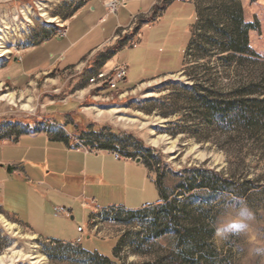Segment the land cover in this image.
Listing matches in <instances>:
<instances>
[{"label": "rangeland", "instance_id": "obj_1", "mask_svg": "<svg viewBox=\"0 0 264 264\" xmlns=\"http://www.w3.org/2000/svg\"><path fill=\"white\" fill-rule=\"evenodd\" d=\"M87 2L0 0V264H264V0H157L105 51L129 69L117 91L89 83L99 56L12 85Z\"/></svg>", "mask_w": 264, "mask_h": 264}, {"label": "crops", "instance_id": "obj_2", "mask_svg": "<svg viewBox=\"0 0 264 264\" xmlns=\"http://www.w3.org/2000/svg\"><path fill=\"white\" fill-rule=\"evenodd\" d=\"M106 1L107 0H89V2L82 6L77 14L64 23L63 27H60L51 35L44 38L41 43L29 48L20 57V59L16 61L17 74L7 77L8 80H11L12 85H17L21 81L30 82L33 77H40L54 71H69L75 67L82 66L88 62L92 56L100 57L99 61H101L102 65L100 64L101 67L99 69H110L119 64L114 59L119 49H116L111 55H107V52L105 53V51L108 50L107 48L109 46H113L116 43V40L119 37L118 33L122 31V29L135 25L137 20H139V17L142 15L150 14L153 6L157 3V0H117L118 9L115 12H111L107 9L105 5ZM164 12L155 20L154 25L152 26H155L161 21V17ZM180 15L181 13L178 14L177 17L181 18ZM195 15L196 9L194 8V16ZM65 30L66 32H64ZM90 63L91 62H89V65ZM89 70L93 71L94 74L96 72V65H90ZM176 71H178V69L169 73H174ZM155 77L157 76L147 79L134 80V85ZM129 83L130 81L127 75L122 84ZM45 133L54 139H65L69 137L68 130L65 132L62 130H53L50 132H39L36 134L18 133V135L29 134L38 136ZM12 135H14V133H12ZM81 141L85 142L83 139H81ZM100 146H104L114 152H124V150L117 145L101 144ZM138 152L139 154L136 156L137 162L145 161L149 164L147 161L149 153L143 151ZM0 161L5 162L7 160ZM150 167L153 168L151 165ZM13 172H17L15 167H13ZM159 190L161 193L160 187ZM158 202L156 204H158ZM110 208H119L125 211L140 210L136 208L128 210L122 207ZM107 209H100L98 212H102ZM15 219L27 225L34 234L42 236L40 230L30 227L16 216ZM75 242L76 241L74 240L69 243Z\"/></svg>", "mask_w": 264, "mask_h": 264}, {"label": "built area", "instance_id": "obj_3", "mask_svg": "<svg viewBox=\"0 0 264 264\" xmlns=\"http://www.w3.org/2000/svg\"><path fill=\"white\" fill-rule=\"evenodd\" d=\"M105 5L111 12H115L118 9L117 0H107ZM64 32H66V30ZM128 72V66L125 64H117L110 69L102 68L97 70L92 76L89 77V83L94 84L101 90L117 91L119 89L120 83L126 79ZM114 154L116 158H120L121 156L118 151H115ZM57 211L65 214H68L69 212L64 207L57 209ZM84 229V226H79L77 228L79 232H83ZM81 240V238L78 239V241Z\"/></svg>", "mask_w": 264, "mask_h": 264}, {"label": "bare ground", "instance_id": "obj_4", "mask_svg": "<svg viewBox=\"0 0 264 264\" xmlns=\"http://www.w3.org/2000/svg\"><path fill=\"white\" fill-rule=\"evenodd\" d=\"M41 10H42L41 15L42 16L43 15L46 16L47 13L45 12V10L43 8H41ZM25 14L27 15L28 12H26ZM47 18L48 19H51V20L54 19V18H50L48 16H47ZM2 30H3V28L0 26V31H2ZM0 39H2L1 36H0ZM7 52H8V49L6 48V46L4 45V43L0 41V56L1 55H4ZM0 86H1V84H0ZM0 99L9 101L10 103H13L14 100H15L14 94H12V93H8V94H5L4 93V94H1ZM21 107H22V109L28 110V111H33L34 110V107L32 106L30 100H27L26 102L22 103V106ZM162 140H163V137H156V138H151L150 139V142L152 144H154V145H160L161 142H162ZM0 220L2 222H4L5 225H8L9 227H12V225H13L6 218H4L2 214H0Z\"/></svg>", "mask_w": 264, "mask_h": 264}, {"label": "trees", "instance_id": "obj_5", "mask_svg": "<svg viewBox=\"0 0 264 264\" xmlns=\"http://www.w3.org/2000/svg\"><path fill=\"white\" fill-rule=\"evenodd\" d=\"M232 108H233L232 105L228 106V112H231ZM161 193H162V191H161ZM161 202H163V199H161L158 203H161ZM83 250H84V253L89 256L90 260H94V262L96 259L99 260V264H123V263L117 261L114 256L113 257L104 256V255H101L99 253L87 251L84 248H83Z\"/></svg>", "mask_w": 264, "mask_h": 264}, {"label": "flooded vegetation", "instance_id": "obj_6", "mask_svg": "<svg viewBox=\"0 0 264 264\" xmlns=\"http://www.w3.org/2000/svg\"><path fill=\"white\" fill-rule=\"evenodd\" d=\"M140 21L144 23L143 25H147L146 23H148V22H149V20H148V19H142V18L140 19Z\"/></svg>", "mask_w": 264, "mask_h": 264}, {"label": "water", "instance_id": "obj_7", "mask_svg": "<svg viewBox=\"0 0 264 264\" xmlns=\"http://www.w3.org/2000/svg\"><path fill=\"white\" fill-rule=\"evenodd\" d=\"M8 170H9V171H12V170H13V168H12L11 166H9V167H8Z\"/></svg>", "mask_w": 264, "mask_h": 264}]
</instances>
